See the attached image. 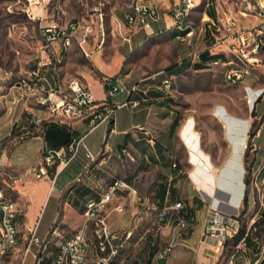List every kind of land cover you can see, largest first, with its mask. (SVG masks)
Instances as JSON below:
<instances>
[{
	"label": "crops",
	"instance_id": "1",
	"mask_svg": "<svg viewBox=\"0 0 264 264\" xmlns=\"http://www.w3.org/2000/svg\"><path fill=\"white\" fill-rule=\"evenodd\" d=\"M142 1L158 5L161 14L159 19L150 18L145 26L133 28L127 23V15L133 11L135 0L101 1L91 14L82 12L76 20H44L51 14L44 10L37 12L43 18L40 24L57 22L65 26L76 21L79 25L68 48L63 49L61 42H57L54 51H50L52 59L55 54L62 55L60 73L64 82L79 79L98 102L106 99L105 79L114 84H138L139 90L131 96L117 93L111 97V102L118 107L110 122L93 127L90 118H46V111L37 106L30 92L19 85L7 87L0 82V187L17 206V245L7 256L6 264H35L37 248L34 246L26 253V241L34 228L39 238L50 240L43 255L45 263L53 261L59 244L82 226L88 205L99 201L117 180L126 182L130 189L118 190L105 207L109 226L119 236L118 243L123 245L120 258L113 264H216L221 255L216 238L202 240L208 219L198 209H207L196 199V174L191 173L195 165L191 149L182 137L184 125L178 127L172 91L174 76L186 70H214L204 63L216 58L207 48L213 45L209 21L221 19L217 2L197 0L198 7L187 18L195 32L190 45L182 41L184 34L174 28L172 10L179 0ZM86 26H91L93 32L81 43ZM166 36L172 38L173 57L161 47ZM197 52H201L199 59L192 57ZM78 55L83 58L82 62L77 60ZM172 58L175 66L168 67ZM45 71L52 80L49 67ZM263 73L264 65L256 66L241 84L254 90L264 88L259 82ZM166 78L171 79V86L164 84ZM128 100H137L140 104L135 108L121 106ZM262 103L264 95L256 106ZM214 111L224 110L220 107ZM31 114L46 118L42 127L30 122ZM217 123L225 132L223 121L218 118ZM234 123L246 125L243 120ZM248 132L245 127L238 135L245 142L244 147ZM19 134L22 137H16ZM80 139L78 152L67 164L56 159L47 166V175L37 177L36 170L44 164L50 150L62 149ZM253 145L264 149V123ZM182 150L186 151L185 157L181 155ZM87 151L94 155V161L87 157ZM225 152L226 147L219 151L222 158L229 153ZM242 152L236 201L230 204L233 195L224 190L225 198L218 200L220 211L226 215H236L243 206L246 186ZM210 161L214 165L211 157ZM179 202L182 203L179 212L188 223L185 230L175 225L173 209ZM210 202L213 205L215 198ZM49 205L48 217L43 221ZM258 218L249 228L257 236L254 238L251 232V242L243 250L249 255V264H264V221L256 226ZM87 235L91 237V230ZM256 240L261 241L260 247L253 244ZM172 241L177 243L176 247L167 258H161V251ZM229 255V258L237 256L236 259L242 256L235 248ZM95 256L94 249L89 247L84 264H94ZM227 264L233 261L228 259Z\"/></svg>",
	"mask_w": 264,
	"mask_h": 264
},
{
	"label": "rangeland",
	"instance_id": "2",
	"mask_svg": "<svg viewBox=\"0 0 264 264\" xmlns=\"http://www.w3.org/2000/svg\"><path fill=\"white\" fill-rule=\"evenodd\" d=\"M101 1L105 0H0V82L6 83L7 87L16 86L20 80L29 77V70L37 67L39 63H49L52 59L51 52L43 47L40 35V22L43 18L37 13L38 10H44L51 14V17H45L44 20H76L80 18L82 12L91 14L93 8ZM215 1L220 12L231 10L234 7V0ZM196 16L198 17V15ZM250 21L254 22V20ZM161 47L165 48L168 56L173 57L172 38L166 36L162 40ZM77 60L82 62L83 58L78 55ZM72 65L70 63L69 67L71 68ZM174 66L175 60L172 58L168 67ZM69 72L71 73L72 70ZM167 75L171 76L170 73ZM259 82L264 84V73L259 78ZM243 86L244 84L241 83L236 86L229 85L218 69L186 70L172 78L173 105L177 107L178 127L184 125L182 137L191 149V160L195 165L194 170L191 171L192 174H196L194 192L196 199L202 201L207 209V211L198 209L199 214L204 213L208 220L215 213L224 216L218 206V197L223 195L219 190L232 194L233 197L229 203H235L240 177L238 167L240 152L243 149L244 153L246 150L249 152L248 164L251 168L250 182L247 185L249 204L246 207H241L240 211L244 210V213L239 221V228H245L248 232L252 222L259 217L258 213L264 206V149H256L254 145L248 149V134L246 147H244L245 142L238 135L245 127L248 131L254 127H261L264 123V103L260 107H257L256 104L254 107L248 105ZM33 99L36 102L37 96L33 95ZM220 107L224 110L221 112L222 114L214 111L215 108ZM218 118L223 121L225 132L217 123ZM235 120H243L246 125L234 123ZM189 132H191V137L188 142L185 137ZM223 147H226L225 154L229 151L224 158L219 153ZM185 153L186 151L182 150V157H185ZM244 153L242 152L243 162ZM196 168L200 169L199 172H195ZM213 198H215V202L212 205L210 201ZM49 210L50 205L45 210V214L43 213V221L48 217ZM173 210L176 217L179 211ZM240 211L236 215H239ZM159 213L157 211V214ZM252 233L255 238L256 231H252ZM212 238L217 239L218 248L221 251L216 264H227L228 259L232 260L233 264H249V255H245L243 252V250H247L244 242L240 241L237 246L232 242L225 245L227 238L220 245L218 241H222V239ZM26 242L28 243L29 240ZM260 243V240L253 242L255 247H260ZM233 248L240 250L242 255L240 258L236 259L237 256L229 258V252Z\"/></svg>",
	"mask_w": 264,
	"mask_h": 264
},
{
	"label": "built area",
	"instance_id": "3",
	"mask_svg": "<svg viewBox=\"0 0 264 264\" xmlns=\"http://www.w3.org/2000/svg\"><path fill=\"white\" fill-rule=\"evenodd\" d=\"M198 7L197 0H179V4L172 10L174 26H183V19H187L189 13ZM217 11L220 12L219 8ZM161 9L158 5L135 0L133 11L127 15V23L133 28V21H140V27L145 26L150 18L159 19ZM223 19V26H215L212 21V38L213 45L207 48V51L214 53L213 58L204 63L206 67L218 66L220 69H228L231 75L232 86L235 83L243 82L247 77L251 76L252 69L256 66L264 65V0H234V7L231 10H223L220 12ZM250 20H254L252 23ZM79 25L76 21H71L63 26L57 22L48 24H40V35L43 47L48 51H54V45L61 42V47L66 49L70 46V41L74 33L78 30ZM92 27L86 26L81 43H85L87 37L92 34ZM195 38V32H186L184 42L192 44ZM231 54H242L244 57V66H237L231 61ZM201 52L193 53L192 57L200 58ZM62 63L61 53L55 54L49 63H39L37 67L29 70V74H36L43 82V91L41 93L40 103H47L48 112L46 118L57 119L65 118L68 120H85L90 118L93 127L102 123H108L114 118L115 106L111 102V97L117 93H127L130 96L139 90L138 84L128 86L120 82L114 84L112 80L105 79L106 99L98 102L95 100L92 92L84 86L78 79L76 84L67 85L61 79L60 64ZM49 67L52 74V80L46 76L45 69ZM165 85L171 86V79H165ZM19 86L31 93L27 85ZM247 104L255 106L264 95V88L254 90L246 87ZM33 95V93H31ZM139 101L128 100L121 106L138 107ZM44 117L31 114L30 122L37 127L39 122H44ZM16 137H22L19 134ZM82 143V139L67 144L62 149L50 150L45 162L36 170L37 177L47 175V166L52 165L56 159L65 165L69 162L70 157L74 156ZM87 157L94 161L95 157L87 151ZM120 189H130L129 185L123 180H117V187H109L103 197L91 203V210L85 213V220L82 226L71 236L65 240L64 244H59L58 255L53 261L47 264H82L81 254V228L90 227L92 233L93 244L96 249V264H107L109 256L117 253L118 249H122V243L119 244V236L112 231L108 216L105 213L106 204L112 196ZM134 192V191H133ZM178 211L182 209V203L179 202L174 207ZM120 209V207H117ZM97 212H104V221H97ZM14 213L11 208V199L2 201L0 199V264H6V257L15 249L14 247ZM165 214L163 213L162 216ZM238 215H219L213 214L212 218L205 224L202 232V240H208L212 237L222 239L218 241L220 245L227 238H231L234 230H238L239 221L236 219ZM99 222H107V234H98ZM176 228L185 230L188 223L184 216L179 212L175 217ZM53 233H56L54 231ZM204 238V239H203ZM241 242H244L242 238ZM50 240L38 237L36 228L31 231V236L26 247V253L31 252L35 246L37 253L35 254V264H46L43 255L48 250ZM177 243L172 241L161 251V258H167Z\"/></svg>",
	"mask_w": 264,
	"mask_h": 264
},
{
	"label": "bare ground",
	"instance_id": "4",
	"mask_svg": "<svg viewBox=\"0 0 264 264\" xmlns=\"http://www.w3.org/2000/svg\"><path fill=\"white\" fill-rule=\"evenodd\" d=\"M212 22L214 23L215 26H223V19L222 18L219 21H212ZM208 25H209L208 28L211 31V35H212V23H209ZM133 26H138L139 27L140 26V21H133ZM174 28L178 32L183 33L184 34L183 37L185 36L186 32H193L194 31L193 28L191 27V25H189L187 23V19H183V26H174ZM70 44H71V41H70ZM231 61L235 62L237 64V66H244V57L242 56V54H231ZM209 68L218 69L219 70L218 66H209ZM219 71L224 75L225 81L229 85H232V79H231L230 73H228V69H220ZM20 81H21V85H27V87L30 88L31 93H33V95L37 96V101H36L37 106L39 108L45 110L46 112H48L47 103H40V101H41V93H38V92H42L43 91V82H41V80L39 79V76L36 75V74H29V77H27L25 79H22ZM74 84H76V80H72L70 82H67V85H74ZM164 84H165V81H164ZM239 84L240 83H235V84H233V86H236V85H239ZM17 85H19V82L17 83ZM250 106L252 107V105H250ZM42 126H43V122H39L38 125H37V127H42ZM190 134H191V132L187 133V135L185 137L187 139V141L191 137ZM193 135H195V134L193 133ZM191 146L193 147V144ZM203 160L207 163V161L205 159H203ZM209 169H212V168L209 167ZM199 170L200 169L196 168L195 172H199ZM111 187H117V181ZM219 191L222 192V194L225 193L222 190H219ZM224 198H225V196H223V198L220 196L219 199L222 200ZM0 199L2 201H9V199H10L5 194L4 190L1 187H0ZM11 208H12V211L15 212L14 213V231H16V232L14 233V247H16V245H17V229H16V225H15V219H16V216H17V206H16V203L13 200H11ZM90 210H91V203L88 205L86 213H89ZM97 221H104V212H97ZM88 230H90V227L81 228L82 264H84L86 262L87 250H88L89 247H92L94 249L95 253H96V249H95L94 244H93L92 233H91V237H88V235H87V231ZM98 234H107V222H99V224H98ZM66 240H68V239H66ZM64 243H65V240L61 244H64ZM121 250L122 249H118L117 253L112 254L111 256H109V258L107 260V264H113L118 258H120ZM94 264H96V256H95Z\"/></svg>",
	"mask_w": 264,
	"mask_h": 264
},
{
	"label": "trees",
	"instance_id": "5",
	"mask_svg": "<svg viewBox=\"0 0 264 264\" xmlns=\"http://www.w3.org/2000/svg\"><path fill=\"white\" fill-rule=\"evenodd\" d=\"M195 67L200 68V66H195ZM259 129H260V127H254L248 132V146H247L248 149L252 148L253 139L256 136V134L258 133ZM248 156H249V152L246 150V152L244 153V164H245V170H246V173L244 175V183L246 186V193H245V196L243 199V207L248 206L247 185L250 182L249 179H250V170H251L250 164H248ZM243 213H244V210L240 211V214L236 217V219L238 221L241 220ZM263 221H264V206L261 209V211L259 212V218L255 222V225L257 226V225L263 223ZM251 232H252V229L250 231L246 232L245 228H242V229L239 228L237 233L233 237H231L232 239L230 241L225 242V245H227V243H229V242H232L235 246H237V244L242 240V238H244L245 245H249L251 242V239H250Z\"/></svg>",
	"mask_w": 264,
	"mask_h": 264
},
{
	"label": "water",
	"instance_id": "6",
	"mask_svg": "<svg viewBox=\"0 0 264 264\" xmlns=\"http://www.w3.org/2000/svg\"><path fill=\"white\" fill-rule=\"evenodd\" d=\"M234 216V215H233Z\"/></svg>",
	"mask_w": 264,
	"mask_h": 264
}]
</instances>
